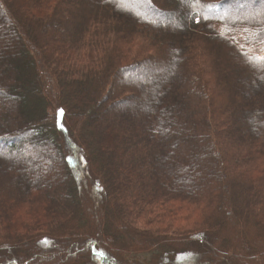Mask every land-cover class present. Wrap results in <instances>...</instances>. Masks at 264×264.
Segmentation results:
<instances>
[{
	"label": "trees",
	"instance_id": "1",
	"mask_svg": "<svg viewBox=\"0 0 264 264\" xmlns=\"http://www.w3.org/2000/svg\"><path fill=\"white\" fill-rule=\"evenodd\" d=\"M261 56L264 0H0V264H264Z\"/></svg>",
	"mask_w": 264,
	"mask_h": 264
},
{
	"label": "rangeland",
	"instance_id": "2",
	"mask_svg": "<svg viewBox=\"0 0 264 264\" xmlns=\"http://www.w3.org/2000/svg\"><path fill=\"white\" fill-rule=\"evenodd\" d=\"M179 11H183L181 8H180V10ZM153 18L154 19H157V15H155L154 14V16H153ZM169 19H171V17L169 18ZM178 20H180L179 18H178ZM172 37H174V35H172ZM134 53V52H133ZM153 70H154V68H153ZM153 70H151V71H153ZM151 71L149 70V73L151 74ZM149 74V75H150ZM148 75H146L145 77H147ZM133 77H135V76H133ZM130 78H131V76H130ZM251 103H252V100H249V98H247V101L245 102V104H244V106H242V107H245V108H247V107H249L250 105H251ZM239 107H240V104L238 103L237 104V102L236 103H234V106L232 107L233 109H239ZM49 114L51 113V111H49L48 112ZM113 131H110V133H112ZM53 138L57 141V142H59V143H61L60 142V140L59 139H57L56 138V136H53ZM62 144V143H61ZM67 151V150H66ZM79 152V151H78ZM76 153L77 154V156L78 157H81V155L79 154V153ZM83 169V171L85 170L84 168H82ZM77 171V170H76ZM0 172H2L3 173V171H0ZM77 173V172H76ZM2 180H1V178H0V185L2 186ZM92 191V190H91ZM88 200V199H87ZM239 207V206H238ZM234 212H236V211H234ZM236 214V213H235ZM237 215V214H236ZM241 215V214H240ZM240 215H239V217H240ZM238 220V219H237ZM237 222V221H236ZM239 224V223H238ZM117 234H119V233H117ZM246 238H249L248 236H246ZM129 256H130V254H129ZM33 257V256H32ZM210 259L211 258H206V260H204L203 262H202V264H212L211 262H210ZM213 264H220V263H213ZM234 264V263H233ZM235 264H250V263H248V262H246V261H242V260H236V262H235Z\"/></svg>",
	"mask_w": 264,
	"mask_h": 264
},
{
	"label": "snow or ice",
	"instance_id": "3",
	"mask_svg": "<svg viewBox=\"0 0 264 264\" xmlns=\"http://www.w3.org/2000/svg\"><path fill=\"white\" fill-rule=\"evenodd\" d=\"M121 2H123V0H121ZM189 4H192V3H200L202 2V0H188ZM206 19V17H205ZM258 59L261 61V62H264V56H261V57H258Z\"/></svg>",
	"mask_w": 264,
	"mask_h": 264
}]
</instances>
